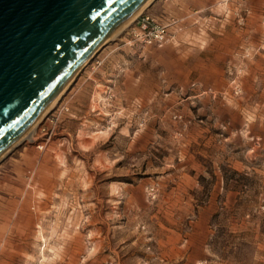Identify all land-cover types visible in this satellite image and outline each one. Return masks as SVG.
I'll list each match as a JSON object with an SVG mask.
<instances>
[{"label":"rangeland","instance_id":"374dc122","mask_svg":"<svg viewBox=\"0 0 264 264\" xmlns=\"http://www.w3.org/2000/svg\"><path fill=\"white\" fill-rule=\"evenodd\" d=\"M206 14L220 62L134 20L0 159V264H264V0Z\"/></svg>","mask_w":264,"mask_h":264},{"label":"water","instance_id":"95a60500","mask_svg":"<svg viewBox=\"0 0 264 264\" xmlns=\"http://www.w3.org/2000/svg\"><path fill=\"white\" fill-rule=\"evenodd\" d=\"M146 2L0 0V157Z\"/></svg>","mask_w":264,"mask_h":264},{"label":"crops","instance_id":"0c3cea01","mask_svg":"<svg viewBox=\"0 0 264 264\" xmlns=\"http://www.w3.org/2000/svg\"><path fill=\"white\" fill-rule=\"evenodd\" d=\"M219 1L158 0L150 5L149 11L161 15L162 19L172 18L180 25L174 26L170 31L174 35L172 43L178 48L177 51H184L186 56L199 55L202 63H214L223 58L225 26L209 22L198 25L194 22L202 16L207 17L206 13ZM198 49L199 51L195 52Z\"/></svg>","mask_w":264,"mask_h":264},{"label":"built area","instance_id":"2783aa9c","mask_svg":"<svg viewBox=\"0 0 264 264\" xmlns=\"http://www.w3.org/2000/svg\"><path fill=\"white\" fill-rule=\"evenodd\" d=\"M130 34L143 43L163 44L173 38L167 24L158 22L146 10L135 19V25L130 27Z\"/></svg>","mask_w":264,"mask_h":264},{"label":"bare ground","instance_id":"6f19581e","mask_svg":"<svg viewBox=\"0 0 264 264\" xmlns=\"http://www.w3.org/2000/svg\"><path fill=\"white\" fill-rule=\"evenodd\" d=\"M153 0H148V2H146L145 5L142 6V8L136 13L134 14L132 17H130V19H128L111 37H114L116 36L123 28L124 26L126 27L127 25H130V23H132L137 17L138 15H140L142 13V10H144L148 5L149 3H151ZM145 11V10H144ZM98 49V48H97ZM95 52L92 53V55L94 54ZM91 55V56H92ZM91 56L86 60V62L84 63V65L89 61V59L91 58ZM77 74V73H76ZM75 77V76H74ZM74 78H72V81H73ZM71 81V82H72ZM70 82V83H71ZM70 85V84H69ZM66 89V88H65ZM64 89V90H65ZM63 90V91H64ZM62 91V92H63ZM62 92H60V94H58V96H56V98L50 103V105L42 112V114L30 125V127H28V129L24 132V134L17 140V142L10 148L8 149L5 154L11 150L15 145H17L19 142H21L23 139L25 138H28V137H31L35 128L37 127L38 123L41 121V119L46 115L47 111L52 108L55 103L57 102L59 96L62 94ZM5 154H3L1 157H3ZM0 157V158H1Z\"/></svg>","mask_w":264,"mask_h":264}]
</instances>
